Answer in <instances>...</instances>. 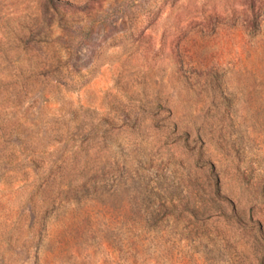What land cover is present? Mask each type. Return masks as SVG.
<instances>
[{
	"label": "rangeland",
	"instance_id": "1",
	"mask_svg": "<svg viewBox=\"0 0 264 264\" xmlns=\"http://www.w3.org/2000/svg\"><path fill=\"white\" fill-rule=\"evenodd\" d=\"M0 264H264V0H0Z\"/></svg>",
	"mask_w": 264,
	"mask_h": 264
}]
</instances>
